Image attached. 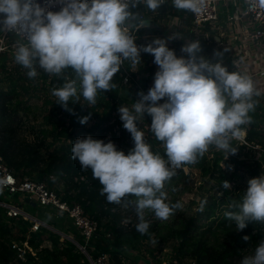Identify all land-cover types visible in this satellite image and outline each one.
Masks as SVG:
<instances>
[{
	"label": "clouds",
	"instance_id": "1",
	"mask_svg": "<svg viewBox=\"0 0 264 264\" xmlns=\"http://www.w3.org/2000/svg\"><path fill=\"white\" fill-rule=\"evenodd\" d=\"M59 11L47 10L37 0H0V31L15 32L24 42H17L15 62L28 69L27 76L35 78L37 68L64 79L62 87L52 90L57 103L68 109L81 96L87 105H95L99 92L112 90L114 75L124 60L140 63L141 52L154 56L158 71L147 94L138 93L140 99L132 109L120 106L118 112L123 127L131 134L134 147L127 154L117 150L111 141L91 136L77 138L72 143V159L81 169H91L93 179L102 185L100 195L108 203L133 204L139 223L136 230L144 235L150 223L145 210L156 218L168 220L179 203L166 202L165 184L175 175V169L196 163L210 146L236 154L231 147L233 139L243 136L241 126L250 125L249 115L254 112L259 96L252 78L240 72H229L222 63L223 53L216 51V62L200 56L199 41L181 48L187 57H177L167 46L166 39L156 38L146 46H137L135 38L126 28V22L137 20L130 9L139 0H59ZM151 11L162 6L164 0H145ZM178 10L200 13L204 0H172ZM264 7V0H260ZM144 22L141 21V25ZM72 69L74 76L65 75ZM163 100V103H159ZM149 115L150 129L162 142L165 160L154 153L145 136L138 129L139 117ZM89 117H83L86 124ZM171 165V167L169 166ZM241 201L232 202L225 217L236 222L243 231L249 222L264 223V175L251 178ZM223 188L229 189L228 181ZM135 197L134 201L125 199ZM250 236H243L248 241ZM241 264H264V240L254 255L245 256Z\"/></svg>",
	"mask_w": 264,
	"mask_h": 264
},
{
	"label": "trees",
	"instance_id": "2",
	"mask_svg": "<svg viewBox=\"0 0 264 264\" xmlns=\"http://www.w3.org/2000/svg\"><path fill=\"white\" fill-rule=\"evenodd\" d=\"M167 9H170L168 13L171 16H176L184 21V11H178L173 6H169ZM181 42L183 41L181 40ZM200 45L201 49L208 52L209 48L206 43L201 41ZM228 66H231L230 61H228ZM152 76L143 79L142 84L146 86ZM17 80H20L18 75L13 78L10 77L9 80L7 78L8 85L11 86L10 91L0 90V156L3 162L18 174L26 172V168H35L31 172L36 173V177H39L40 180L45 179L50 187L57 185V181L65 183L67 192L63 198H73V201L81 205L99 224V231L95 239L89 244L93 249L89 250V255L93 260L105 254L108 258L105 264H124V258H128L131 264L140 262V257H131L128 254L134 251L137 246L151 240L155 243L175 242L172 250L173 258L178 260L189 258L195 260L197 264H241L245 256L251 255L246 251L247 248L252 247L255 251L258 244L264 240V223L249 222L243 231L238 232L236 222L227 219L224 215L226 211H239L236 208H229V204L234 201H241L243 192L247 187L235 185L231 189L223 188V182L229 177H234L235 174H229L219 165L221 162L227 166L230 164L228 160H224L225 154L220 151L211 154V158L205 153L203 157L198 158L196 163L185 164L175 169V175L165 184L164 188L176 189L177 182L182 180L185 182L189 179L191 173L185 175L183 171V168H189L190 171H196L199 178L218 180L224 195L213 194L208 196L207 199L203 200V206L198 208L195 214L186 215L176 209L168 220L160 222L161 220L157 218L154 222H150L148 232L144 235L136 230V225L139 222H126L127 216L123 215L124 218L114 210L115 207L118 209V204L108 203L106 197L100 195L102 185L98 180L93 179L91 169L82 170L78 160L71 158V148L74 142L47 152L45 158L40 162L41 169H39L37 159L39 157L36 152L43 144L33 147V149L26 146L21 150L20 147L15 148L12 143L11 134L14 132V128L11 125L16 118L18 107L10 111L7 103L10 104L9 95L16 92ZM24 92H26L25 88ZM253 100L258 102L255 111L249 113L253 122L241 127L246 132L245 143L261 146L264 143V111L259 99L253 96ZM105 107V119L102 120V123L100 121L93 122L87 130L83 128L86 124H81L80 120L83 117H89L88 121L91 117V119H95L91 116L95 113L89 110L77 116L76 112L72 110L70 116L74 117L71 124L65 129L55 130L52 137L66 135L73 128H82L83 134H91L93 138H97L101 133L109 132L116 147L122 146L126 137L131 136V134L126 132L123 126H120L118 130H120L121 135L115 136L114 128L118 122L109 123L110 113H112V109H115V105L109 104ZM83 134L82 136H84ZM150 137L152 139L147 140V143L151 145L154 153L159 154L162 151L159 150L161 142L154 135H150ZM131 145L133 148L134 142ZM162 157L167 159L164 153H162ZM258 167L252 169L253 174H259ZM49 175H53L52 181L48 180ZM70 189L74 191V196L67 194ZM125 199L133 200L135 197H126ZM166 202L170 205L176 204L174 200ZM71 230L75 233L74 228ZM25 232L23 229L15 235L11 227L3 223V210L0 208V264H15V252L11 250L10 243L13 240L24 241ZM106 234H109L110 237L107 238ZM245 235L250 236L248 241L243 240ZM59 240V236L50 234L51 248H43L38 251L37 249L43 240L38 238L37 234H32L28 243L37 251L34 257L28 256L27 264H81L80 260L83 256L77 247L66 241L60 243ZM75 240L82 245L80 237L77 235Z\"/></svg>",
	"mask_w": 264,
	"mask_h": 264
},
{
	"label": "rangeland",
	"instance_id": "3",
	"mask_svg": "<svg viewBox=\"0 0 264 264\" xmlns=\"http://www.w3.org/2000/svg\"><path fill=\"white\" fill-rule=\"evenodd\" d=\"M218 7V16L222 20V23L225 21V18L228 14L234 15L237 12L236 7L231 3L221 2L219 3ZM130 10L133 13H136L138 17L140 14H142L147 20H149V24L145 23L144 27H142L141 34L144 35L142 36L143 42L147 43L149 41V43H151L156 38H163L167 40L168 37L175 36L174 42H168L167 46L175 51L177 57H187L186 53L181 52V48L187 43H191L192 41L198 40L199 43H201L202 41V43H206V46L209 48V50L208 52H206L205 50L201 49V52L199 54L202 55L200 56H203L206 60H209L211 62H216L218 60V57H216L214 53L216 51L222 52V63L227 67L228 71L243 73L240 69V66H242L241 63L238 62L237 64L238 58H241L243 56L242 52L240 51L239 54H237V52H233L227 40L219 41L220 44L218 45L213 42L212 40L214 38H217V30L210 31V29L207 28L205 29L207 31L198 33L194 31L191 32V24L189 23V17L187 15L184 16L185 19L183 21L182 27L180 29L175 28L174 26H172V24L169 23L170 19L167 18V12L170 11V9H167L166 7H160L156 14H152L151 12L146 13L145 10L143 8H140L138 5L135 8H131ZM138 21L139 18H137V20L135 21H131V24H136ZM210 34L213 36L210 37ZM218 36L220 38V35ZM221 36L223 37L222 39H224V36ZM181 39L183 42H181ZM249 42L252 43L251 39H249ZM262 44L264 45V36L255 44L257 46V52L259 53V55H262ZM6 56L7 55L3 56L2 58V64L4 66V69H6L5 72H3V70L2 72L0 71V90L2 89L4 90V92L10 91L11 86L8 85L7 78L9 80L10 77L13 78L18 75L20 79L16 82V92L9 95L10 104L7 103L10 111L18 107L16 118L11 125L12 128H14V132L11 134L13 138L12 143L15 148L20 147L21 150H23V148H26V146H30L33 149V147L43 144L37 149L38 151L36 152V155H38L39 157L37 158L38 167L39 169H41L40 162L45 158V154L47 152H50V150L69 145L72 142H75L77 138L91 136V134H83V132L81 131L82 128H73L69 132H67L66 135L63 134L55 138L52 137V134H54L55 130L65 129L68 125L71 124L72 118L74 117L70 116L71 111L73 110L74 112H76L77 116H80L81 114H84L85 111L92 110L95 113V115H91L95 118L94 121H96V123L99 121L102 123V120L105 119L104 114L106 113V108L104 106H100V103L104 104V100L102 99V94L99 92L97 96V103L95 105L88 106L87 101H85L81 96V98L79 99V103H77L78 101L76 102L77 104L70 101L68 103V107L70 106V109L65 110L63 106L57 103L58 99H51L52 86L50 77L54 75H50L44 72L43 69L37 68L38 75L35 78L30 79L27 76L28 69H25L21 65L17 64L15 62V57L9 58L6 62ZM228 61L231 62L230 67L228 66ZM130 68L135 81H137L141 73L153 75V80L150 83L149 88H147V91L144 92V94H147L148 90L154 84V75L156 71H158V66L154 63V56L148 53L141 52L140 63H132L130 65ZM60 82L62 81L60 80ZM24 88L26 89V92H24ZM132 90L133 93H130V91ZM135 91L136 88H129L124 90L121 93L120 98L125 99L126 102H122L119 106L128 107L131 110L134 103L140 99L138 95L140 91ZM105 94V97L111 96L108 93ZM163 102L164 101L161 100L159 103ZM259 102L261 103L260 100ZM115 117L116 116H112V120ZM151 119L152 118L149 115L144 114V117H139L137 121L138 129L144 133L146 142L147 140L152 139L150 135H154L150 129ZM90 126L91 123L87 122L83 128L84 130H87L90 128ZM120 126H123L122 121L120 122ZM124 130L127 132L125 128ZM82 134L84 136H82ZM118 134L121 135L120 130H118ZM94 135H96V133ZM245 136L246 132L243 131V136L241 138L233 139L231 141V147L237 149L236 154H228L224 150L217 149L214 145L210 146L208 151L206 152L209 158H211V154L213 155L214 152L220 151L225 154L224 160H228L230 164L227 166L221 162L219 165L229 174H235L234 177H229L226 179V181L230 183L231 188L235 185L247 187V182L249 179L264 175V163L261 158V154H263L264 152V143L261 146L257 145L261 147V150H254V145L245 143ZM94 139H100L107 143L109 142L110 134L109 132L103 134L101 133L97 138ZM131 143H133L132 137L127 136L126 141L123 143V145L117 146L116 148L117 150H122L125 152V154H127L128 151L132 148ZM159 150H162L161 152L165 154V149L162 142L160 143ZM161 152L159 154L162 156ZM257 166H259V174L255 175L252 173V169L256 168ZM33 170H35V168L25 169V171L30 175H36V173L31 172ZM183 171L185 175L190 172L191 177L185 180V182L184 180H182L181 182H177L178 186L176 189L171 190L169 188H164V191L167 195L166 201L174 200L176 203L182 205V208L178 209L180 212H184L186 215L195 214L197 209L203 206V200L207 199L208 196L213 194H216L217 196L224 195L222 187L219 184L218 180L199 178L198 173L196 171H190L189 168H183ZM41 180L47 182L45 179ZM53 188L57 190L58 195H60L61 197H64L65 192H67V186L65 185V183H60L59 181H57V185H55ZM67 194L69 196H74L75 193L70 189ZM12 198L22 199V196L14 195L10 197L6 194H2L0 200L7 203H15ZM66 199L70 201L74 200L73 198ZM134 200L135 199L131 201ZM17 205L34 217H40V207H32L29 204L23 205L21 203ZM118 206V209L115 207L114 210L115 212L120 213L121 216H127L126 222H139L133 204H129L127 207H125L122 203L118 204ZM145 219L150 223L154 222L157 218L154 215L153 211L146 209ZM52 220L57 223H61L62 221H66L67 219L54 220L52 218ZM160 222H162V220ZM12 224H15L14 228L17 230V232L14 233L15 235L18 233L19 228H24V224L20 223L19 221H13L11 225ZM37 235L38 238L42 240H48L50 232L43 230L42 233H37ZM71 235L73 238H75L73 234ZM60 243H63V241L60 240ZM63 246L65 245L63 244ZM174 246L175 242L155 243L154 241L150 240L144 242L140 246H137L134 250V254L136 252H139L140 258L144 257L143 255H148L150 258L154 259L153 261L156 264H161L163 261H168L173 258L174 255L172 250ZM246 251L251 255H254L255 252L252 247H248ZM128 255L133 257L132 254ZM128 260V258H124V264H127Z\"/></svg>",
	"mask_w": 264,
	"mask_h": 264
},
{
	"label": "built area",
	"instance_id": "4",
	"mask_svg": "<svg viewBox=\"0 0 264 264\" xmlns=\"http://www.w3.org/2000/svg\"><path fill=\"white\" fill-rule=\"evenodd\" d=\"M42 6H45L47 10L50 11H59L60 10V3L59 0H37ZM231 3L232 5L236 6L241 4V8L238 11L240 13V18L244 22L245 25V33H247L249 39L253 40L254 42L259 41L264 36V7L260 5V0H204V4L202 7V11L200 13H193L187 10H178L184 11L183 17L187 15L191 22V32H203L205 29L209 28L210 31L215 30L217 26V22L219 19L218 16V5L219 3ZM138 6L143 8L145 12H151L152 14H156V11H151L147 8L145 0H139ZM173 6L172 0H164V3L161 7H169ZM139 21L136 24H131V21L126 22V28L131 35L135 38V43L137 46H146L149 44L143 42V37L141 30L144 27L145 23H148L149 20L145 18L144 15H139ZM167 18L170 19V24L175 28L180 29L183 24V20L176 16H171L167 12ZM236 19L235 14L230 15L228 17V22L233 23ZM141 21L144 23L141 25ZM149 24V23H148ZM252 28L251 33H249V28ZM173 35V34H171ZM211 36V34L209 35ZM182 40V39H181ZM24 42L23 38L17 35L15 32H5L0 31V71L5 72L4 66L2 64L3 56L7 55L5 58L6 62L9 58L15 57V52L17 48V42ZM174 42L173 40L167 41ZM132 62L130 60H124L121 68L118 73H116L111 81L115 87L112 90H108L105 92H100L102 94V99L104 100V104L100 103V106L106 105H115V109H112V113H110V124L118 122V125L115 126L114 131L115 136L118 134V128L120 127L121 119L118 109L120 108L122 102L125 99L120 98L121 93L126 89L136 88V91L146 92L147 88H149L150 83L152 82L151 77L150 81L147 83L146 86L142 84V80L145 78H149L150 75L141 73L138 77L137 81L131 72L130 65ZM260 75H264V47L262 48V55H261V67H260ZM65 75L69 78L74 76L72 69H66ZM137 77V76H135ZM51 93L52 90L55 88L62 87L63 83L65 82L63 78H59L56 75L51 76ZM60 80L62 82H60ZM135 91V92H136ZM105 93L110 94L111 96L105 97ZM133 93V90L130 91ZM100 94V95H101ZM109 97V98H108ZM52 100H57L58 98L54 97L51 94ZM80 101V100H79ZM78 101V103H79ZM77 102V101H76ZM126 102V101H125ZM89 106V105H88ZM75 108V106H74ZM106 108V107H105ZM118 115V116H117ZM112 116H116L112 120ZM92 118V117H91ZM88 121L90 123L96 122L94 119ZM110 134V133H109ZM120 136V135H119ZM117 136V137H119ZM109 141L114 142L111 140V134ZM254 145V144H251ZM254 150H261L260 146L254 145ZM262 161L264 163V152L261 154ZM53 175L48 176V180L52 181ZM2 194H6L7 196H14L20 195V198H12L13 201L16 203H7L0 200V208L3 210V222L8 224L13 233L17 232L14 228L15 224L11 223L13 221H19L20 223L24 224V228H19V230L24 229L25 232V240L24 241H17L13 240L10 243V248L15 252L14 263L15 264H27L28 263V256L34 257L36 251L41 250L43 248H49L43 245V243L38 247L37 250H34L28 243V240L32 234H37L42 232V223L38 219V217H34L30 213L24 211L21 207L17 204L27 205L34 204V206H38L41 208V212L45 214L51 215V218L54 220L58 219H67L72 227L75 229L77 235L80 237L82 245L78 243L77 249L79 253L83 256L80 260L81 264H105L108 260L107 255L103 254L99 256L97 259L93 260L89 255V250L91 247L89 246L90 241L95 239L97 232L99 231V224L98 222L90 216L81 205L74 201H70L64 199L60 195H58L57 190L53 187H50L47 182L40 180L36 177V175H30L27 172L22 174H18L14 169L7 166L0 156V197ZM29 200L26 202V200ZM18 230V232H20ZM106 237L109 238V234H106ZM90 248V249H89ZM132 251L129 254H132L133 257H139V252ZM144 257L140 258L139 264H156L148 255H143ZM131 264V263H127ZM161 264H197V262L193 259H184L178 260L172 258L168 261H163Z\"/></svg>",
	"mask_w": 264,
	"mask_h": 264
},
{
	"label": "crops",
	"instance_id": "5",
	"mask_svg": "<svg viewBox=\"0 0 264 264\" xmlns=\"http://www.w3.org/2000/svg\"><path fill=\"white\" fill-rule=\"evenodd\" d=\"M235 7L237 11L235 13V16H236L235 21L233 23L228 22V17L231 14L227 15L223 23H222V20L219 18L217 22L218 24L215 29L217 30L216 32L217 38H214L212 41L218 45L220 44L219 41L227 40L233 52H237V54H239L240 51L242 52L243 56L241 58H238L237 64L238 62L241 63L242 66H240V69L243 72L242 74H246L252 78L256 90L260 92V95L257 97L261 101V106L264 111V75L259 74L260 67H261V55H259V53L257 52V46L255 45L257 42L255 43L253 40H251L253 44L250 43L249 37L247 33H245L244 22L240 18V13L238 14V11L240 10L239 7H241V4L240 6L236 5ZM251 31H252V28L250 27L249 33H251ZM218 35H220V38ZM221 35L224 36V39H222L223 37ZM212 36L213 35H211L210 37ZM263 47L264 45L262 44V48ZM239 59L241 62L239 61ZM38 219L42 223V227H43L42 231L44 230V231L50 232V234H55L59 236L60 240H62L63 242L65 240L66 242L72 245H73V241L77 242L75 238H73L71 235L73 234L74 236H76L77 233L75 229H74L75 233L71 230L73 229V227L68 220L62 221L61 223H57L52 220L51 215L45 214L43 212H40V217H38ZM43 245L50 248L51 243L49 239L43 240ZM128 262L130 261L128 260ZM134 264H139V263L135 262Z\"/></svg>",
	"mask_w": 264,
	"mask_h": 264
},
{
	"label": "water",
	"instance_id": "6",
	"mask_svg": "<svg viewBox=\"0 0 264 264\" xmlns=\"http://www.w3.org/2000/svg\"><path fill=\"white\" fill-rule=\"evenodd\" d=\"M68 109H70V106L68 107ZM28 201L29 200L27 199L26 202H28ZM31 205L34 206V204H31ZM73 245L77 247L78 246V243L73 241Z\"/></svg>",
	"mask_w": 264,
	"mask_h": 264
}]
</instances>
